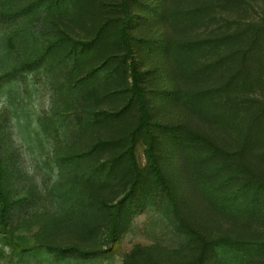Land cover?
<instances>
[{"label":"rangeland","instance_id":"rangeland-1","mask_svg":"<svg viewBox=\"0 0 264 264\" xmlns=\"http://www.w3.org/2000/svg\"><path fill=\"white\" fill-rule=\"evenodd\" d=\"M120 1L0 0V264H264V0Z\"/></svg>","mask_w":264,"mask_h":264},{"label":"trees","instance_id":"trees-1","mask_svg":"<svg viewBox=\"0 0 264 264\" xmlns=\"http://www.w3.org/2000/svg\"><path fill=\"white\" fill-rule=\"evenodd\" d=\"M135 1V3H132V2H130V0H127V1H120V3L121 4H119L120 5V7L121 6H123V8H124V10L125 11H123V14H124V12L125 13H135L136 11H133L132 9H131V7H132V5H134V4H136V2H137V0H134ZM167 2H168V0H160V4H159V6H160V8L162 9V10H164V15L167 13V12H169V7L167 6ZM138 12V11H137ZM136 12V13H137ZM120 13H122V12H120ZM138 13H142L141 14V17H143V18H146L147 16V14L145 15V13L143 14V12L141 11V12H138ZM120 17H122V16H120ZM164 27V26H163ZM135 28H137V27H135ZM226 49H228V52H227V61L228 62H230V61H232L233 60V56L234 55H238V54H241V57H243L244 55H246V51L245 50H243L242 48L241 49H237V50H229V47L227 48V47H225L224 48V50H226ZM165 50H169V44H167V49H165ZM223 50V51H224ZM223 51H220L218 54H216L218 57H221V55H222V53H223ZM245 57V56H244ZM243 57V58H244ZM242 61H244V59L242 60ZM144 74V73H143ZM146 105H147V103H146ZM142 109H143V103H142ZM150 112H148V109L146 108V109H143V112H142V114L144 115V119H143V121H141V123H143V125H141V126H147L148 127V129H149V131L150 132H152V127H157L158 125H159V123L158 124H153V123H151L150 121H152V115H150L149 114ZM172 129V130H171ZM171 130V131H170ZM179 129L177 128V131L176 132H179L178 131ZM169 131L170 132H168V134H170L171 135V133H173L174 132V128H170L169 129ZM161 137H163V135H155V134H153L152 136H150L149 138H150V152H151V150H152V148L155 146V144H161V140H160V138ZM176 140H177V136H176ZM155 169H158V167H157V165L155 164Z\"/></svg>","mask_w":264,"mask_h":264}]
</instances>
